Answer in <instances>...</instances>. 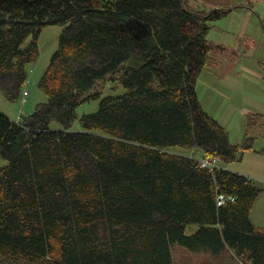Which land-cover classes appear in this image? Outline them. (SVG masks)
Listing matches in <instances>:
<instances>
[{"label": "trees", "instance_id": "trees-1", "mask_svg": "<svg viewBox=\"0 0 264 264\" xmlns=\"http://www.w3.org/2000/svg\"><path fill=\"white\" fill-rule=\"evenodd\" d=\"M230 11L189 0H0L10 101L24 94L42 28L63 26L39 80L48 100L19 120L0 110V264H175L177 246L264 264V229L250 219L263 188L195 156L225 164L252 148L248 132L231 142L196 91L222 47L208 37L212 23ZM109 81L127 91L102 96ZM263 116L252 113L248 128Z\"/></svg>", "mask_w": 264, "mask_h": 264}, {"label": "rangeland", "instance_id": "rangeland-1", "mask_svg": "<svg viewBox=\"0 0 264 264\" xmlns=\"http://www.w3.org/2000/svg\"><path fill=\"white\" fill-rule=\"evenodd\" d=\"M226 20L225 16L212 23L208 37L213 44L218 43V38L224 36L222 31L227 22ZM62 29L63 26L60 24H49L42 28L38 39L39 57L36 61L27 65L28 79L24 90L28 91V94H23L20 100L10 101L0 89V110L13 120H19L23 116L30 114L38 103L48 100L47 94L39 87V80L58 46L59 35ZM257 37L253 41L256 45L249 44V48L253 49L249 53L247 52V57L242 62L256 71H264V61L259 60L264 55V41L262 36L258 35ZM233 39L235 37L231 35L228 41H232ZM29 41L30 37L26 39L25 43ZM249 41L250 39H248ZM227 48V45L222 44V47L218 48L215 46L212 49L211 63L199 74L196 81V91L204 110L227 129L231 142L240 144L246 132H248L249 136L252 137V148L243 149L238 159L225 164L213 156L198 153L195 155L194 152H190L180 146L173 147L172 151L190 155L194 154L201 164L209 165L211 169L215 168V166H223L224 168L245 174L254 181L256 186L264 188V116L260 119L256 117V122L253 123L250 129L248 128L249 123L252 121L250 118L252 113L264 115V77L243 70L240 63V60H242L241 56H234ZM245 51H248L247 45ZM125 91H127V88L121 83L109 81L102 88V96L117 95ZM98 106L99 99L92 100L82 103L77 111L81 115L85 112L97 110ZM52 127L59 129L61 125L53 122ZM73 128H80L78 120L75 122ZM261 193L254 201V210L260 204H264V193ZM189 228L191 229L192 226ZM190 229L188 230L190 231ZM182 250L181 246L175 248L174 253L177 260L178 257H181ZM186 255L183 252L185 259H187ZM230 255H232L231 251H226L213 260H216V264H236L237 261H232L231 259L233 258H230ZM183 257L182 259H184Z\"/></svg>", "mask_w": 264, "mask_h": 264}, {"label": "crops", "instance_id": "crops-1", "mask_svg": "<svg viewBox=\"0 0 264 264\" xmlns=\"http://www.w3.org/2000/svg\"><path fill=\"white\" fill-rule=\"evenodd\" d=\"M189 3L199 8L230 7L231 11L226 15L227 22L222 31L224 36L220 37L221 39L218 38V43L214 44L227 45V49L231 51L230 53L236 57L241 56L242 60H238H240L243 70L264 77L263 70L256 71L242 62L244 58L247 57V52L249 53V51L253 49L251 47L249 48V44L253 46L256 45L253 41L258 38V35L262 36L264 41V0H189ZM231 35H233L235 39L228 41ZM248 39H250L249 42ZM246 45L248 51H245ZM259 60L264 61V55ZM263 190L264 188L261 192L264 193ZM254 207L255 205H253L251 209L250 219L255 226L264 229V204H260L256 210H254ZM196 229L197 226L192 225L190 231H187L191 233ZM181 247L183 249L182 254H180L181 257H178V260L175 257V264H216V260H213L212 254L207 250L197 252L191 251L184 246ZM183 252L187 254V259L183 257ZM182 257L184 259H182Z\"/></svg>", "mask_w": 264, "mask_h": 264}, {"label": "built area", "instance_id": "built-area-1", "mask_svg": "<svg viewBox=\"0 0 264 264\" xmlns=\"http://www.w3.org/2000/svg\"><path fill=\"white\" fill-rule=\"evenodd\" d=\"M26 94H28V91L25 90V91H24V95H26ZM202 165H205V164L203 163ZM220 199H222V200H220ZM219 202H220V203L224 202V196H223V195H220V196H219Z\"/></svg>", "mask_w": 264, "mask_h": 264}]
</instances>
